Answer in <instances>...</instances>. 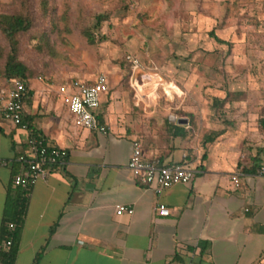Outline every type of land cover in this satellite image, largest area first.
Here are the masks:
<instances>
[{"label": "crops", "instance_id": "obj_1", "mask_svg": "<svg viewBox=\"0 0 264 264\" xmlns=\"http://www.w3.org/2000/svg\"><path fill=\"white\" fill-rule=\"evenodd\" d=\"M106 98L97 112L106 135L75 126L56 102L46 109L51 126L34 123L32 93L24 106L28 130L0 119V160L23 154L29 137L67 152L61 167L26 191L14 264H32L38 254L37 264H264V134L228 124L214 128L219 135L205 145L176 137L142 149L161 164L183 162L195 171L188 183L158 192L128 171L136 140L113 124L114 105L100 112ZM20 169L0 166V228L7 191H23L12 184ZM119 205L133 213L117 215Z\"/></svg>", "mask_w": 264, "mask_h": 264}, {"label": "rangeland", "instance_id": "obj_2", "mask_svg": "<svg viewBox=\"0 0 264 264\" xmlns=\"http://www.w3.org/2000/svg\"><path fill=\"white\" fill-rule=\"evenodd\" d=\"M39 1L30 0L32 26L19 45L33 76L34 123L51 126L50 103L68 114L59 85L102 74L109 90L100 112L114 105L113 124L146 152L171 143L165 118L186 121L180 126L195 144L228 124L264 134V0H47L45 16ZM17 9L12 0H0V14ZM97 15L103 17L98 25ZM128 56L147 75L136 72L131 80Z\"/></svg>", "mask_w": 264, "mask_h": 264}, {"label": "built area", "instance_id": "obj_3", "mask_svg": "<svg viewBox=\"0 0 264 264\" xmlns=\"http://www.w3.org/2000/svg\"><path fill=\"white\" fill-rule=\"evenodd\" d=\"M127 60L131 63V80L136 72H142L144 76L147 75L144 73L146 69L144 70V67L137 60L130 56L127 57ZM154 76L157 77V81H160L157 74ZM135 81L134 79L136 85ZM108 90V81L104 75L100 74L90 84L65 82L58 86L56 92L75 126L106 135L108 129L99 122L97 112L101 98ZM26 93V84L21 79L15 78L0 84V119L23 130H28V124L24 121ZM66 158V150L49 146L42 138L29 137L25 152L14 159L0 160V166L10 167L14 162L19 164L21 169L13 174L12 184L24 190L33 186L37 181L44 180L51 171L61 167ZM127 169L140 184L152 187L158 192L178 184H186L195 176V171L183 162L161 164L158 159L146 157L137 141L133 142ZM259 174L264 177V147ZM230 180L235 186L238 185L237 177L232 176ZM115 213L117 215L123 213L130 215L133 210L119 205L115 207ZM158 214L166 216L168 210L160 207ZM14 227V223L7 224L8 232L11 233ZM9 245L10 242L7 240L0 241V250H7Z\"/></svg>", "mask_w": 264, "mask_h": 264}, {"label": "trees", "instance_id": "obj_4", "mask_svg": "<svg viewBox=\"0 0 264 264\" xmlns=\"http://www.w3.org/2000/svg\"><path fill=\"white\" fill-rule=\"evenodd\" d=\"M18 7L17 11L12 14H0V34L5 41V46L0 48V58L3 64L0 67V84H4L11 79H21L25 82L27 87L26 97L32 92L28 88V81L33 77L31 70L20 60L19 45L21 37L29 31L32 26V15L30 10V0H12ZM40 10L42 15L47 14V0L39 1ZM103 19L102 15H97V25ZM84 36L90 43H93L92 38L88 32H84ZM210 36L219 44H226L223 40L219 39L212 32ZM127 66L131 68V63L126 60ZM128 77V76H127ZM92 82H87L90 84ZM26 99V98H25ZM214 104L221 106L222 102L215 99ZM99 120V119H98ZM24 121L29 127V118L25 117ZM102 123L101 120H99ZM264 124V119L261 121ZM165 125L167 126L171 139L173 138H189L184 127L176 126L170 123L168 118H165ZM219 135V131L210 132L203 135L201 143L205 145L212 142ZM29 189V188H28ZM28 189L23 191L13 192L7 191L5 207L3 210L1 228H0V241L7 240L10 245L7 250H0V264H14L18 252V239L20 230L23 224V215L25 212ZM14 223L15 227L11 233L7 230V224ZM39 254L35 257L32 264H37Z\"/></svg>", "mask_w": 264, "mask_h": 264}, {"label": "water", "instance_id": "obj_5", "mask_svg": "<svg viewBox=\"0 0 264 264\" xmlns=\"http://www.w3.org/2000/svg\"><path fill=\"white\" fill-rule=\"evenodd\" d=\"M171 120H174V118H171ZM178 125L186 124V121H182L181 119L176 120Z\"/></svg>", "mask_w": 264, "mask_h": 264}, {"label": "bare ground", "instance_id": "obj_6", "mask_svg": "<svg viewBox=\"0 0 264 264\" xmlns=\"http://www.w3.org/2000/svg\"><path fill=\"white\" fill-rule=\"evenodd\" d=\"M147 80H150V79L147 78ZM147 80H146V81H147Z\"/></svg>", "mask_w": 264, "mask_h": 264}]
</instances>
